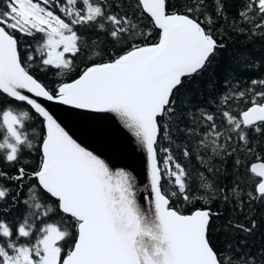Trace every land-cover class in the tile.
Here are the masks:
<instances>
[{
    "label": "snow or ice",
    "instance_id": "6c2138e0",
    "mask_svg": "<svg viewBox=\"0 0 264 264\" xmlns=\"http://www.w3.org/2000/svg\"><path fill=\"white\" fill-rule=\"evenodd\" d=\"M228 7L0 0V264H264L246 239L264 208V77L212 80L207 103L185 90L229 42L264 44V0ZM49 105L118 122L146 194Z\"/></svg>",
    "mask_w": 264,
    "mask_h": 264
},
{
    "label": "trees",
    "instance_id": "16d2710c",
    "mask_svg": "<svg viewBox=\"0 0 264 264\" xmlns=\"http://www.w3.org/2000/svg\"><path fill=\"white\" fill-rule=\"evenodd\" d=\"M238 5L239 0H229V12L234 13ZM241 54L249 56L250 59H238ZM254 61H259L258 69L256 67L245 66V64H251ZM229 76H231L234 81H240V87H245L246 81L264 77V44H261L259 40H256L255 46L253 44L229 42L228 47L221 51L220 54L214 59L213 64L204 74V77L196 78L193 81L186 83L185 90L192 93L194 102L207 103L210 95H212L208 87L209 82L215 80L216 88L220 89L223 87L224 80ZM197 80L199 81V89L195 87ZM227 168L229 171H231V161H229ZM221 179L226 183L230 177L223 176ZM212 210L219 211L220 209L218 204H213ZM227 212L228 210L225 208L224 216L213 218L214 229L227 219ZM260 212H264V208H257V215L253 217L258 222V231H256L254 235L246 237L248 240V245L255 244V247L264 246V216L260 215ZM236 239H245V237L241 235L237 236ZM213 243L218 248L223 247L225 243V234L222 231H214ZM253 251H255V248H253Z\"/></svg>",
    "mask_w": 264,
    "mask_h": 264
},
{
    "label": "water",
    "instance_id": "95a60500",
    "mask_svg": "<svg viewBox=\"0 0 264 264\" xmlns=\"http://www.w3.org/2000/svg\"><path fill=\"white\" fill-rule=\"evenodd\" d=\"M80 142L137 177L140 192L146 194L147 172L144 155L118 122L109 116L84 113L65 106L49 105Z\"/></svg>",
    "mask_w": 264,
    "mask_h": 264
}]
</instances>
